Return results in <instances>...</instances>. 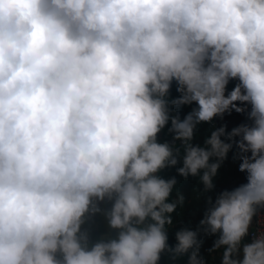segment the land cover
Instances as JSON below:
<instances>
[{"label": "clouds", "instance_id": "clouds-1", "mask_svg": "<svg viewBox=\"0 0 264 264\" xmlns=\"http://www.w3.org/2000/svg\"><path fill=\"white\" fill-rule=\"evenodd\" d=\"M233 112L249 123L214 125ZM233 146L246 183L170 244L185 198L160 173L212 192ZM258 215L264 0H0V264H206L201 233L221 264H264Z\"/></svg>", "mask_w": 264, "mask_h": 264}, {"label": "trees", "instance_id": "trees-1", "mask_svg": "<svg viewBox=\"0 0 264 264\" xmlns=\"http://www.w3.org/2000/svg\"><path fill=\"white\" fill-rule=\"evenodd\" d=\"M234 84L235 82H231L229 84L228 91H231ZM172 95H177L174 88ZM190 110L191 108L189 107L181 109V116L183 117V115L187 114ZM213 123L216 127L226 126L227 131L230 132L233 128L244 123H249V121L246 118V114H237L233 112L231 115L225 114L223 119L216 118ZM211 127L212 125L207 124L198 126L196 140L194 143H198L203 146L204 138L211 131ZM159 140L160 142H171L172 137L168 133L167 128L160 133ZM237 151L238 149L233 146V149L228 153L227 159L223 162L221 168L219 169L217 177L214 178V190L209 193L204 192L203 185L199 183L198 178L189 177L188 179H184L177 174L176 168H169L160 173V175L165 179L175 177L178 181L172 198L175 199L176 191H179L185 198L184 206L182 208L178 207L177 212L173 214L174 226L170 229V244H175V231L182 228H189L192 230L197 229L200 220L203 218L206 209L209 207L206 202L208 196H211L214 201L220 192L224 190H232L235 187L246 183V174L238 171L240 161L234 158ZM177 167H179V165ZM97 227L99 231H103L106 227L103 219L100 217L97 218ZM199 238L203 240L202 247H205L208 251L206 252L208 257L201 254L204 257L206 264H208L210 249L213 247V242L217 237L204 236L201 233ZM219 253V262L221 263V252ZM160 264H187V257L173 261L167 254H164L161 258Z\"/></svg>", "mask_w": 264, "mask_h": 264}, {"label": "built area", "instance_id": "built-area-1", "mask_svg": "<svg viewBox=\"0 0 264 264\" xmlns=\"http://www.w3.org/2000/svg\"><path fill=\"white\" fill-rule=\"evenodd\" d=\"M259 230H264V215H258L256 218L253 220V225H252V234L255 235L257 231ZM251 241V236L248 238L246 242ZM203 260L205 261L204 257L200 255Z\"/></svg>", "mask_w": 264, "mask_h": 264}, {"label": "crops", "instance_id": "crops-1", "mask_svg": "<svg viewBox=\"0 0 264 264\" xmlns=\"http://www.w3.org/2000/svg\"><path fill=\"white\" fill-rule=\"evenodd\" d=\"M252 225H253V223H252ZM206 252H208L207 249L205 247H201L200 255L203 254V256L208 257ZM219 257H220L219 252H211L210 251V257H209V263L208 264H221L219 262Z\"/></svg>", "mask_w": 264, "mask_h": 264}]
</instances>
